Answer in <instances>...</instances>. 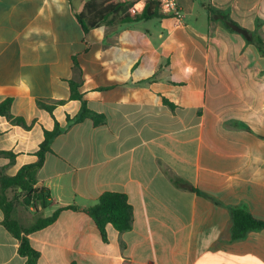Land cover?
Returning <instances> with one entry per match:
<instances>
[{"label": "crops", "instance_id": "0c3cea01", "mask_svg": "<svg viewBox=\"0 0 264 264\" xmlns=\"http://www.w3.org/2000/svg\"><path fill=\"white\" fill-rule=\"evenodd\" d=\"M174 3L179 18L118 26L120 14L84 31L82 0H0V102L27 126L0 116L13 154L0 169L35 163L44 131L63 129L36 175L50 205L16 219L79 209L28 235L37 264H264V228L235 239L231 215L264 222V0ZM70 81L103 124L67 127L81 106ZM105 192L126 196L132 227L108 224L104 241L81 209ZM2 222L0 210V264H25Z\"/></svg>", "mask_w": 264, "mask_h": 264}, {"label": "trees", "instance_id": "16d2710c", "mask_svg": "<svg viewBox=\"0 0 264 264\" xmlns=\"http://www.w3.org/2000/svg\"><path fill=\"white\" fill-rule=\"evenodd\" d=\"M83 6L79 13H76V19L82 26L84 31L95 28L109 18H114L122 14L116 20V25H127L142 20L152 18L168 17L162 12L159 0H146L136 11H129L133 6L134 0H82ZM232 27L238 29L234 24ZM258 50L264 54V43L258 39L254 41ZM70 99L81 102L79 112L74 117H67V127L72 124L80 123L86 119L93 121L95 125L103 124L105 119L102 115L90 111L81 95L77 92V84L70 81ZM12 99L7 98L0 102V116L12 124L27 128L24 120L20 117H14L10 113ZM56 103L46 104L37 101V106L52 114ZM63 132L55 122L51 131H44V139L39 145L36 152L37 161L33 164L21 167L16 175L6 176L0 169V210L3 213V226L5 229L18 240V253L26 258L25 264H37L39 253L34 250L28 240V235L44 229L54 223L59 213L63 210H79L75 206H61L56 209L50 216H37L34 221L28 225H23L16 219L15 215V199L9 197V192L15 190L17 195L22 196V203L35 210L46 209L51 203L49 190L45 187H36V175L42 167L45 155L50 152V144L52 140ZM0 154L13 160V154L9 152H0ZM176 186L181 185L179 180H173ZM20 190V191H18ZM81 211L88 214L93 220L100 232L102 239L106 240V225H111L117 232L123 233L129 231L132 227V207L128 204L126 196L121 193L105 192L97 200V202ZM233 221V238L242 237L247 231L264 228V222L253 219L248 213L242 210L232 211Z\"/></svg>", "mask_w": 264, "mask_h": 264}, {"label": "rangeland", "instance_id": "374dc122", "mask_svg": "<svg viewBox=\"0 0 264 264\" xmlns=\"http://www.w3.org/2000/svg\"><path fill=\"white\" fill-rule=\"evenodd\" d=\"M11 196H12V198L14 197V199H15V215L17 217H20V213L26 214V212H29L28 214H31V215L34 214L33 211H29L28 206H26L22 203V196L17 195V193H15V190L11 193Z\"/></svg>", "mask_w": 264, "mask_h": 264}, {"label": "built area", "instance_id": "2783aa9c", "mask_svg": "<svg viewBox=\"0 0 264 264\" xmlns=\"http://www.w3.org/2000/svg\"><path fill=\"white\" fill-rule=\"evenodd\" d=\"M143 1V0H142ZM146 1V0H144ZM162 12H168L179 18V12L176 8L174 0H159Z\"/></svg>", "mask_w": 264, "mask_h": 264}]
</instances>
